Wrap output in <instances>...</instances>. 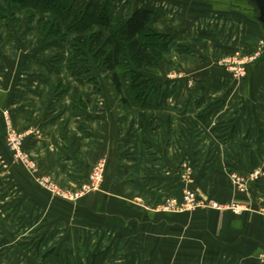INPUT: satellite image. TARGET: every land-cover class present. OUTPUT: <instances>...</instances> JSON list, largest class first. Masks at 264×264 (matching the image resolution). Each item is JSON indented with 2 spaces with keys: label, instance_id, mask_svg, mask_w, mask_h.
Returning a JSON list of instances; mask_svg holds the SVG:
<instances>
[{
  "label": "crops",
  "instance_id": "0c3cea01",
  "mask_svg": "<svg viewBox=\"0 0 264 264\" xmlns=\"http://www.w3.org/2000/svg\"><path fill=\"white\" fill-rule=\"evenodd\" d=\"M104 2L120 18L136 9L158 14L152 29L170 36L168 51L161 53L162 77L178 70L194 85L165 80L153 87V108L126 110L110 80H100L105 71L98 72L95 86L68 70V52L64 59L52 55L59 45L44 38L38 10L10 14L7 1L0 0V135L2 112L8 111L16 129L29 132L23 147L37 172L65 187L87 181L92 167L106 161L97 196L59 213L51 201L45 205L28 169L0 150V264H59L60 254L65 264H86L90 255L109 248L106 234L89 228L91 209L115 215L107 223H115L121 254L137 253L136 247L154 256L194 254L147 264H259L264 216L158 210L166 198L181 197L189 168L190 186L207 201L264 207V32L240 0H99ZM259 46L245 78L234 80L223 59L249 56ZM253 173L257 179L238 193L230 175ZM129 209L138 222L145 217V224L124 234L120 217ZM157 221L163 222L156 226ZM92 235L100 241L92 242ZM124 237L131 247L119 246Z\"/></svg>",
  "mask_w": 264,
  "mask_h": 264
},
{
  "label": "trees",
  "instance_id": "16d2710c",
  "mask_svg": "<svg viewBox=\"0 0 264 264\" xmlns=\"http://www.w3.org/2000/svg\"><path fill=\"white\" fill-rule=\"evenodd\" d=\"M6 1L10 14L25 8L46 14L48 21L44 20L43 16L40 21L44 38L46 41L52 40L51 44L61 46L68 36L73 40L70 42L72 47L67 59V64L72 66H67L68 70L77 71L76 75L81 79L97 86L95 75H83L90 71L89 69L71 68L87 64L89 53H92L93 58L103 66V71L110 75L111 84L121 96V103L126 110L135 106L144 109L154 107L155 100L148 101L149 90L154 81L138 72L154 68L158 65L156 60H162L161 53L169 49L170 36L156 32L151 27L158 14L147 9H136L120 18L114 13L111 2L98 4L90 1L80 6L77 0ZM0 12H3L2 8ZM44 27L49 30L47 34H44ZM129 65L135 69H130ZM119 70L126 72V79L130 78L126 90ZM147 89L148 94L145 95ZM106 252L90 255L87 264H103Z\"/></svg>",
  "mask_w": 264,
  "mask_h": 264
},
{
  "label": "rangeland",
  "instance_id": "374dc122",
  "mask_svg": "<svg viewBox=\"0 0 264 264\" xmlns=\"http://www.w3.org/2000/svg\"><path fill=\"white\" fill-rule=\"evenodd\" d=\"M93 1H96L99 4V0H92V2ZM84 4L85 3L78 2V5H80V6L81 5H84ZM40 15H41V17L43 16V19L44 20L48 21V17L46 18V14L45 15H42L40 13ZM94 30H96V29H94ZM48 31L49 30L47 29V27H44V34L46 32L48 33ZM64 41H65V43H68L69 36H68L67 40H64ZM61 42H63V40ZM71 42H73V40H71ZM65 43L63 42L61 46H57L56 47L57 48V51H58L57 54H54L53 53L52 55L55 58H61L62 57L64 59V57L62 56V54L64 52H68V55H67L65 64L70 68V66H72V65H68L67 64V59L69 58V55H70L69 53H70V49H71L72 45H68L67 44V47H65V46L62 47L63 45H65ZM260 45H262V44H260ZM68 49H69V51H68ZM260 49H261V47L259 46V50H257V49L255 51H252L251 50V54L249 56H245L243 58H239V56H235V57H232V58L223 59V63L225 64L224 66L228 69V71L230 73V76L233 77L234 80H236V81H242V79L245 78L246 73H247V70H248L247 68H249V66L252 63H254V61H256V59H257V57H258V55L260 53L259 52ZM85 50L87 51V49H85ZM93 55H92V53H89L88 60H87V64H79V65H77V67H71V68H75V69L78 68V69H80L81 67H84L85 69H89L91 72H94L95 73L94 74L95 75V78L94 79L98 80L97 79L98 72L103 71V66L101 64H99V61L98 60H96V59L93 58ZM156 61H157V64L158 65H156L154 68H151V69H149V68L148 69H143L142 71H139L138 73L141 76H143V77L153 79L154 85H156V84L157 85L158 84L159 85H162V82H164L165 80H168V81L169 80L170 81H172V80H185L186 83H187V85L189 87H192L194 85L193 78L188 77V76H185L183 73L179 72L178 70H174V71L170 72L169 74H167L168 75L167 78L162 77V76H164L163 75V70H164L163 61L162 60H160V61L156 60ZM101 62L102 61H100V63ZM240 66L241 67H244L245 66V75L243 77L238 76V75H235V73H236L235 71H238V67H240ZM129 68L130 69L131 68L135 69L132 65H129ZM130 69H128V70H130ZM105 73H106V76H104V75L99 76L100 80H102L103 78H105L107 80L108 79L111 80L110 75L107 72H105ZM118 73L120 75H122V77H123L124 90H126L130 78L129 77L127 79L125 78V73L126 72H124V70H119ZM110 83H111V81H110ZM154 85H153V87H154ZM153 87H151V89L149 90V95H148L149 100L148 101H154V100L156 101L157 100L156 93L153 91ZM147 94H148V89L145 91V95H147ZM135 108H141V109H143L142 107H139V106L133 107V109H135ZM2 116H3V121H4V130H3V134L0 135V150L6 151V152H8L10 154L12 163H15V165L19 166L20 168H23V169L26 168V169H28L29 176L32 177L33 182L38 187V188H35L36 191L40 194V197H42L46 201V202H44L45 205L47 203V200H49V201H51V205L54 206L55 211H57L59 213H68L70 210L73 211V209L78 210L81 207L82 203L84 202V200L87 197H90L92 195L97 196L96 194L101 191V185H102L103 180L101 181V184H100V186H99L98 189L93 190L91 188L94 183L91 184V182H90V179L91 178L90 177L92 175L91 173L93 172V169H94V167H95L96 164L92 167V170H91V172H90V174L88 176V180L87 181H85V182H83V183H81V184H79L77 186H74V187H65L62 184L58 183L56 180L52 179L51 177L44 176V175L39 174L37 172L38 171L37 164L35 163L34 159L30 156V154L27 151H25V152L27 153V155L29 157V160H30V163L29 164H26V162L21 163L20 161L19 162L15 161L13 159V154H12L13 152H12L11 148L9 147V144L7 142V139H6V137L8 136L7 135V132H9V129L10 128L12 130H14L15 132H17V133L19 132V133H22V134H28L29 132L28 131H20V130L16 129V127L12 124V121H11V118H10V116L8 114V111H3L2 112ZM25 138H26V136L24 137V140H25ZM23 144H24V142H23ZM101 160H105V159H101ZM32 163L35 166V171L31 170L32 167L30 165ZM190 163H191V160L188 158L187 161H186V163H184V164H187V166H188V164H190ZM189 167L190 166H188V168ZM105 172H106V161H105L104 175H105ZM191 172H192V170L190 171V168H189V170H187V175H186V183H187V185H186V187L184 189H189V190L195 192L196 195L198 196L197 192L190 186L191 179H190L189 175L191 176ZM253 174H255V173H253ZM104 175H103V179H104ZM244 178H247V177H244ZM250 183H251V181L249 182V185H250ZM86 187H88L90 189L84 190ZM184 189H183V191H184ZM236 189H237L238 193H245L246 192V191L240 192L237 187H236ZM75 193L80 194V196H78V197H72L71 199H69L70 196L74 195ZM181 197L179 199H176V198H166L164 200L163 204H161L159 206L160 209L158 210V212H160V213L161 212L162 213L164 212V213H168V214L169 213L170 214L177 213V212H173V211H170V210H167L166 211V210H164V207L167 205V201L168 200L176 199L178 202H180L181 201ZM198 199H202L205 202H210V201H207L206 199H204V198H202L200 196H198ZM49 201H48V205H49ZM212 202H214V201H212ZM232 202H235V203L238 202L239 204H242V205H244V206H246L248 208L247 209L245 207L246 210H243L241 213H244V212H253V213H256V214H259V215L264 216L263 213H260L259 212L260 210H264V207L263 206H258V207H256V208L253 209L252 207H250L248 205H245L242 202L235 201V200L234 201H231V202H228V203H225V204H222V203H218V204L227 205V204H231ZM51 205H50V207H53ZM142 210H143V213H146V211H147V210L144 211L145 210L144 208H142ZM197 210L216 211L218 213L219 212L220 213L229 212V213H232V215H237V216L241 214V213L240 214H234L230 210L229 211H226V210H218V209H214V208H210V207L199 208V209H196V210H194L192 212H195ZM192 212L188 211V212H179V213L185 214V213H192ZM104 213H103V211H100V210L91 209V222L88 224L90 226L89 228H90V230H92V232H98V230L99 231L101 230L102 233H105L106 234V242H107L109 248H108V250L106 252V255L104 257V262H103L104 264H121V262H123V263L125 261L126 262H130L131 260L137 261L136 262L137 264H145L148 260L149 261L155 260V262L161 261V258L167 259V262L168 261H172L173 262V261H177V260H182L184 258H192V257H194V254H192V253H188V254L181 253L180 254L179 251H176L174 253L172 252L171 254H166V255H163V254L162 255H159L158 254V255H155V256L152 255V254L147 255L146 252H141L140 250L138 251V248L137 247H136L137 253H132V254L125 253V254H121L119 252V250L116 251V248H115L116 241L122 242L121 241V238H119V240H116L115 239V236H114V234H115V228H116L115 227V223H107V220H108L107 218L108 217L109 218L110 217L115 218V215H113V214H108V215L105 214L104 215ZM134 213H136V212L129 209L126 213H124V215H121L123 217H120V218H123L122 220H123V224H124V230H123L124 231L123 232L124 234L125 233L128 234L130 232V229L132 228V226L133 227H136V229H137V228H140L139 226H142V225L145 224V222H143V221H145V217H144V220L141 221L142 223H140V222H138L136 220L137 219V215L134 214ZM99 214H102L101 215L102 217ZM162 222L163 221H161V222L157 221V222H155V224H156V226H159L160 224H162ZM91 241L94 242V243H98L100 240L97 237H93V235H92ZM137 245L139 246V244H137ZM119 246L120 247H123V246L131 247V239L124 237L123 238V243H119ZM128 250H130V248ZM52 257L54 258V255ZM60 257H61V260H60L59 264L61 263V261L63 262V264H65L64 263V259H63V257L65 258V255L63 256V254L62 255L60 254L58 256V258H60ZM202 260L204 262L206 261L205 256L202 257ZM227 260H228V258L224 259L223 261L224 262H227ZM255 260H256V263L264 264V254L257 255L256 258H255ZM220 261H221V259H220ZM53 263L55 264L56 261H53ZM75 264H78V262L75 263Z\"/></svg>",
  "mask_w": 264,
  "mask_h": 264
},
{
  "label": "built area",
  "instance_id": "2783aa9c",
  "mask_svg": "<svg viewBox=\"0 0 264 264\" xmlns=\"http://www.w3.org/2000/svg\"><path fill=\"white\" fill-rule=\"evenodd\" d=\"M235 75L243 77L245 75V66L244 67H238V71H235ZM7 142L9 144V147L12 150L13 154V159L17 162L24 163L26 164L30 163L29 157L27 153L24 150L23 147V142H24V137L27 134H22V133H17L11 128L9 129V132H7ZM32 167L31 170L35 171V166L32 163L30 165ZM104 168H105V160H100L98 163H96L93 172L91 173V179L90 182L92 185V189H98L101 181L103 180V175H104ZM187 175V174H186ZM231 181L234 183V185L238 188L240 192H244L248 189L249 182L257 179V174H251L247 178L240 177L236 174H231L230 175ZM52 189V188H51ZM90 189L86 187L84 190ZM80 194L75 193L74 195L70 196L69 199L72 197H78ZM181 201L178 202L176 199H171L167 201V205L164 207V210H170L173 212H192L196 209L199 208H214L218 210H226V211H232L234 214H240L243 210H246V206L239 204L238 202H232L231 204L227 205H221L218 204L217 202H205L202 199H198V196L196 195L195 192L189 190V189H184L181 195ZM246 207V208H245ZM248 209V208H247ZM260 213H263L264 215V210H260Z\"/></svg>",
  "mask_w": 264,
  "mask_h": 264
},
{
  "label": "water",
  "instance_id": "95a60500",
  "mask_svg": "<svg viewBox=\"0 0 264 264\" xmlns=\"http://www.w3.org/2000/svg\"><path fill=\"white\" fill-rule=\"evenodd\" d=\"M246 14L255 21L264 32V0H240Z\"/></svg>",
  "mask_w": 264,
  "mask_h": 264
}]
</instances>
